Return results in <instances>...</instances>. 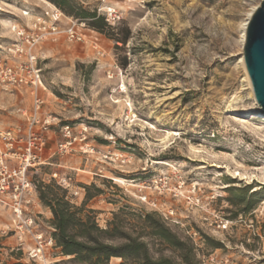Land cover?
Listing matches in <instances>:
<instances>
[{"label": "rangeland", "instance_id": "obj_1", "mask_svg": "<svg viewBox=\"0 0 264 264\" xmlns=\"http://www.w3.org/2000/svg\"><path fill=\"white\" fill-rule=\"evenodd\" d=\"M261 2L71 0L77 8L97 11L98 29L86 15L69 14L51 0H0V58L15 63L36 56L45 109L59 122L46 142L44 163L29 173L37 184L31 205L36 231L43 242L54 243L32 259L33 238L20 244L8 230L9 210L0 209V264H86L57 246L52 210L40 198L46 186L83 206L108 230L112 237L102 235L105 243L138 248L137 253L120 249L123 256L109 264L160 258L190 264L182 258L187 248L192 264H204L212 255L228 258V264H264V115H241L258 108L242 63L241 26ZM54 6L87 22L91 31L85 41L18 36V29L32 33L36 18ZM68 24L63 17L61 27ZM17 47L22 53L10 51ZM32 105L30 87L0 91V128L24 126ZM66 123L76 135L87 133L94 153H83L79 143L69 153L59 151ZM116 154L124 156L114 161ZM56 173L69 179V188ZM165 176L174 188L184 182L179 196L168 187L163 193L145 188ZM193 185L202 188L197 195L206 210L188 200ZM77 190L83 191L75 196ZM216 215L232 221L229 230L209 225ZM154 221L169 228L183 248L157 234Z\"/></svg>", "mask_w": 264, "mask_h": 264}, {"label": "built area", "instance_id": "obj_2", "mask_svg": "<svg viewBox=\"0 0 264 264\" xmlns=\"http://www.w3.org/2000/svg\"><path fill=\"white\" fill-rule=\"evenodd\" d=\"M54 10L46 11L44 15L38 16L33 23L32 33L24 29H18L19 37L30 38L40 42L42 40L53 39L57 40L64 37L68 42H83L88 36L87 22L73 17H67L61 10L54 6ZM65 17L69 24L61 27V22ZM36 36V37H35ZM95 47L97 46L96 43ZM14 53H22L18 47L16 49L10 48ZM42 70L37 66V58L32 53L29 54L26 62H10L0 58V91L11 93L14 91H21L25 87H30L33 96V105L29 114H27L26 124L24 126L18 125L11 129L0 128V209H8L10 212L11 224L8 227L9 231H13L17 235L20 244H23L24 238L31 236L34 240L33 247L30 248L29 256L38 260L43 257V250L47 245H53L54 241L51 238L47 242L41 240L36 231V219L31 205L37 197V184L29 177V173L38 166L42 165L43 153L46 147L51 130L55 126H59L56 117L52 116L45 109L46 99L41 93L42 86ZM26 115V112H25ZM61 135L63 140L59 143L58 149L61 153H69L76 147V143L81 145V151L85 154L95 152L92 144L87 141L88 136L84 131H80L77 135L74 128L69 124L61 125ZM123 154H116L113 160L123 158ZM107 157V156H106ZM129 157L128 162L132 161ZM125 160L122 159V162ZM59 183H63L66 188L70 187L69 179L58 178V174H53ZM59 179V180H58ZM169 176L160 178L158 181H152L147 187L153 192L163 193L164 189L175 193L179 196L184 182H181L177 187L170 184ZM145 185V184H144ZM170 185V186H169ZM202 188L193 185L190 190L191 196H187L191 201L193 207L206 210L207 204L203 202L201 197L197 195ZM83 190H77L75 196L81 194ZM175 191H178L179 194ZM141 200L146 202L147 195L141 196ZM171 214L173 212H170ZM167 219H173V217ZM204 221L210 220L208 217L203 218ZM232 221L220 216H215L209 223L217 231L229 230ZM228 258L218 260L217 256L212 255L204 264H228ZM231 264H238L232 262Z\"/></svg>", "mask_w": 264, "mask_h": 264}, {"label": "trees", "instance_id": "obj_3", "mask_svg": "<svg viewBox=\"0 0 264 264\" xmlns=\"http://www.w3.org/2000/svg\"><path fill=\"white\" fill-rule=\"evenodd\" d=\"M60 9L69 14H76V10L80 12L84 18H89L92 25L99 29L96 22L100 19L97 11H87L83 8H77L71 3V0H51ZM247 188L250 186H246ZM245 187V189H246ZM46 189L40 190V198L51 208L53 213L52 224L55 228L53 237L58 247L62 249L63 255L72 256L73 260L86 264H109L112 257L123 256L120 249L129 251L130 253H137L138 248L132 243L126 244L124 247L114 246L105 243L101 237L102 235L112 234L108 230L100 229L95 218L90 214H85L83 206L78 207L70 200H66L65 196L55 191L52 186H46ZM255 197V194H252ZM91 198V195L86 194V200ZM251 206V205H250ZM243 211H248L249 207ZM153 229L161 237L169 241L179 249L183 248V244L178 237L170 231L164 224L159 221L153 222ZM182 247V248H181ZM182 258L187 263H194V254L192 249L184 250ZM145 252V256H146ZM147 257V256H146ZM120 258V257H119ZM150 261V260H149ZM150 264H178L170 258H160L151 261Z\"/></svg>", "mask_w": 264, "mask_h": 264}, {"label": "water", "instance_id": "obj_4", "mask_svg": "<svg viewBox=\"0 0 264 264\" xmlns=\"http://www.w3.org/2000/svg\"><path fill=\"white\" fill-rule=\"evenodd\" d=\"M243 51L256 102L264 112V0L249 20Z\"/></svg>", "mask_w": 264, "mask_h": 264}, {"label": "bare ground", "instance_id": "obj_5", "mask_svg": "<svg viewBox=\"0 0 264 264\" xmlns=\"http://www.w3.org/2000/svg\"><path fill=\"white\" fill-rule=\"evenodd\" d=\"M259 6V5H258ZM258 6H256V7H254L253 9H251V11L249 12V14H248V18L243 22V24H242V35H241V41H242V45L244 46L245 45V41H246V36H247V27H248V24H249V20H250V18H251V16L253 15V13L255 12V10L257 9V7ZM242 63H243V65H244V67H245V70H246V65H245V60H244V52H243V57H242ZM246 75H247V78H248V82H249V86H250V89H251V91L252 92H254L253 91V87H252V82H251V79H250V77H249V75H248V72H247V70H246ZM256 100V99H255ZM256 106L258 107V108H255V109H245V110H241L242 111V113H241V115H244V116H251V115H256V114H260V115H264V112H262V110H261V107H260V105L256 102ZM229 110L231 111V113H233V114H238L239 113V110L238 109H235V108H233V107H230L229 108ZM240 111V112H241ZM164 142H165V140H164ZM156 163L157 164H167V162H165V161H163V160H157L156 161ZM218 167H221V166H218ZM228 168V167H227ZM229 169V168H228ZM242 173V172H241ZM245 174V173H244ZM245 178V177H244Z\"/></svg>", "mask_w": 264, "mask_h": 264}]
</instances>
